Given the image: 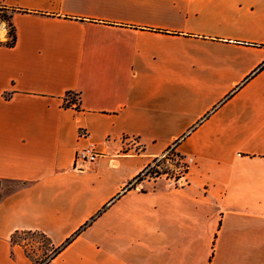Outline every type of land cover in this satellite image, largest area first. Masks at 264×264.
<instances>
[{
  "label": "crops",
  "instance_id": "0c3cea01",
  "mask_svg": "<svg viewBox=\"0 0 264 264\" xmlns=\"http://www.w3.org/2000/svg\"><path fill=\"white\" fill-rule=\"evenodd\" d=\"M0 4V264H264V0Z\"/></svg>",
  "mask_w": 264,
  "mask_h": 264
},
{
  "label": "rangeland",
  "instance_id": "374dc122",
  "mask_svg": "<svg viewBox=\"0 0 264 264\" xmlns=\"http://www.w3.org/2000/svg\"><path fill=\"white\" fill-rule=\"evenodd\" d=\"M11 34L12 31L9 23H1L0 40L3 42L9 41ZM3 37L4 39H1ZM184 165L185 164L176 156V153L172 151L167 153L164 157L159 158L146 176L151 178L159 176L157 174H167L168 176L175 177L183 172ZM139 177L142 178L144 176L139 175ZM13 241L19 243L30 256L34 257L37 264L44 263L51 253V248L45 237L37 233H20L14 236Z\"/></svg>",
  "mask_w": 264,
  "mask_h": 264
},
{
  "label": "built area",
  "instance_id": "2783aa9c",
  "mask_svg": "<svg viewBox=\"0 0 264 264\" xmlns=\"http://www.w3.org/2000/svg\"><path fill=\"white\" fill-rule=\"evenodd\" d=\"M79 136L81 138H88L89 134L86 131H80ZM165 155H163V157ZM98 156H99V152L97 151L96 146L94 144H89L85 148L79 149L76 152L75 158H74V163H73V168L75 170H83L85 168V166L93 163L98 158ZM191 161H192L191 159H188L185 162H183L185 164L184 169L187 168V165ZM153 165H154V163H152L150 166L145 168V170H143V172L140 174V176L146 175L149 172V170L153 167ZM184 169H183V171H184ZM158 175H160V174H158ZM182 175H183V172L180 173L178 176H182ZM139 178H141V177H139ZM139 178H135V182L137 180H139Z\"/></svg>",
  "mask_w": 264,
  "mask_h": 264
},
{
  "label": "trees",
  "instance_id": "16d2710c",
  "mask_svg": "<svg viewBox=\"0 0 264 264\" xmlns=\"http://www.w3.org/2000/svg\"><path fill=\"white\" fill-rule=\"evenodd\" d=\"M14 10L10 9V8H7L5 5H2L0 4V24L1 23H9V26L11 27V31H12V34H11V38L9 41H6V42H3L0 40V46H6V47H12L14 44H15V40H16V37H15V30H14V27L13 25L11 24V21H10V18H11V13L13 12ZM70 105V104H67V106ZM173 150L171 151H168L169 152H172ZM174 152V151H173ZM157 160H154L152 163H155ZM151 163V164H152ZM151 164H149L148 166H150ZM187 172V168L184 169L183 171V174H185ZM140 175V174H139ZM139 175L136 177V178H139ZM158 175V174H157ZM135 182V179L134 181H130L129 184H127V189H130L132 186H133V183ZM39 234V233H37ZM41 235V234H40ZM43 236V235H42Z\"/></svg>",
  "mask_w": 264,
  "mask_h": 264
}]
</instances>
